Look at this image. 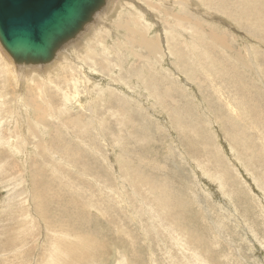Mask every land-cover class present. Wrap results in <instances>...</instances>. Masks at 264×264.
I'll use <instances>...</instances> for the list:
<instances>
[{
  "label": "rangeland",
  "instance_id": "rangeland-1",
  "mask_svg": "<svg viewBox=\"0 0 264 264\" xmlns=\"http://www.w3.org/2000/svg\"><path fill=\"white\" fill-rule=\"evenodd\" d=\"M118 1L79 42L88 65L77 62L103 86L83 100L96 115L72 110L78 125L51 129L52 156L32 145L17 155L0 136V264H264V0H198L205 18L189 12L185 24L203 34L196 47L168 36L175 55L156 65L114 48L122 40L147 56L119 23L141 13L135 2L154 12ZM143 15L152 37L165 32ZM100 50L112 62L88 57ZM27 96L0 90L13 126Z\"/></svg>",
  "mask_w": 264,
  "mask_h": 264
},
{
  "label": "bare ground",
  "instance_id": "bare-ground-1",
  "mask_svg": "<svg viewBox=\"0 0 264 264\" xmlns=\"http://www.w3.org/2000/svg\"><path fill=\"white\" fill-rule=\"evenodd\" d=\"M199 2L200 1L198 0H144V3L147 4L148 7H150L154 11L153 12L154 14L151 11H149L147 7L143 6L140 3L135 2L134 5L130 6L131 12L139 10L142 14L135 13V19H133V21L128 20L124 24L120 22L119 30H124L126 32L138 36L137 40L130 38L127 41L131 40L132 43L137 44L140 49L146 50L147 56L143 55L145 54L143 50L139 51L136 50L135 48H122L123 47L122 40L115 41L114 48L115 49L120 48L126 50L129 52L132 58L134 56L136 58H139L140 61H145L153 65H156L158 61H160L161 59L164 58L169 59L172 55H175V53L173 52L174 49L172 48V42L173 43L175 42L171 40L168 41V36H174V34H179L184 40L183 44L186 49L195 48L198 38L201 37L203 34L202 32H196V30H194L193 28L187 27L185 24L193 23V21L189 17V12L196 15L199 14L200 16L205 18L204 15L205 10H199L194 6V4H197ZM120 5L123 6L125 4L119 2L118 0L117 1L106 0L103 7L93 15L91 21L84 26L82 31L79 32L69 42L62 45L55 52L52 61H50L47 64H43V65L16 64L14 60L6 53L3 47L0 46L3 52L5 51L4 53L11 60L10 61L8 58L6 59L3 56V54L0 52V58L3 60L2 63L0 64V66H3L1 72L2 75L5 76V79L0 78V80L3 82L2 85H0V90L12 91L13 94H18L20 97L24 95L27 96L26 94L27 91L29 93L34 92L35 95L32 98L29 97L28 95L27 99H21L20 102L16 103L15 105L16 109L14 111V118H15L14 124L16 126H13L12 121L8 118L9 116L8 108L6 106L0 105V112H3L2 121L0 123L1 128L4 127V120L6 119L8 121L6 127L2 128L3 130H1L0 128V136L3 135L4 136L3 138L8 139V140L5 139L6 141H4V144L6 146L10 145L11 148L15 151V154L18 155L19 153L22 154L23 152H28L31 145L35 153L36 151L38 152L39 149L43 150V148L46 152H48L49 151L48 141H45V139L47 136L50 135L49 133L51 129H53L54 127H58L65 129L66 131L69 132L68 123L70 127H74L78 125V123L76 122L83 120L82 118L81 119L79 118V120L77 121V114L74 115L72 110L82 109L84 115H89V114L96 115L94 102L91 100L89 104L85 105L83 104L84 103L83 100L89 95L88 93L89 90H92L91 94L95 95L97 94L96 92H98L97 90L103 89V86H101L97 82L89 83V81L92 78L86 75L85 72L86 69L85 65L87 64L88 61L87 59L81 60L82 57L80 56L79 42L94 28V26L97 25L99 20H101V18L109 10L117 9L120 7ZM169 8H173L174 10L170 12ZM181 12L183 14H181ZM143 14H148L150 17L159 18L158 21H156L154 18L153 20L155 24L158 26L164 25L166 29L165 32L156 33L155 34L156 36L152 37L151 36L152 33L151 30L153 28L152 24L148 25V27L143 25L142 23L143 20H146L145 18L146 16ZM204 22L205 20H199V22H196V25L199 26L202 31H205V27L203 26ZM125 37L127 36L125 35ZM98 38L99 36L93 37V39L96 42H98ZM72 46L74 47V49L68 50V48H71ZM93 46L94 45L91 44V47ZM98 47L100 46L98 45ZM66 51L67 53L65 55H62ZM98 52L102 54L101 50ZM92 54H88V57L101 64H104L107 61L112 62L111 58H107L108 56H106V54L104 53L102 54L103 55L102 57H98L96 54L94 57H92ZM77 59L78 61L83 62L82 64L85 69L82 68V66H80V63L77 62ZM73 61L76 62L77 67H74V65L71 63ZM65 62L71 64H69L66 69H61V65ZM121 63L122 64L124 63L123 60H121ZM12 64L14 65L15 69L13 68ZM175 65L176 63H172V66ZM89 67L91 72L96 71L92 66ZM117 76L121 81L122 86L125 82H127L129 88H131L130 82L126 81L123 76H119V75ZM182 85L190 86V84L187 81L182 83ZM47 87L51 88L52 92ZM118 88L122 90L121 86H118ZM136 88H137L136 85H132L131 89L134 90ZM53 90L55 93L53 92ZM43 91H45L46 96H44L43 98L42 96H39L38 98L42 99V101H39L37 95L39 93H43ZM101 92L104 93L105 91H101ZM120 94H123V91ZM5 96L9 101L10 98L6 93ZM57 96L61 97V102H60L61 104L59 105V107L53 106L51 102L52 101L51 97L55 98ZM47 101L51 107H49L46 104ZM75 103H77L76 106H74ZM57 116L58 117L64 116L65 118L63 117L62 118L64 119L65 124L54 125L51 121L53 119H56ZM59 122H62V120L59 119ZM10 134H15V135H12V137H10L11 136ZM29 135L34 138L35 142L32 143L30 141ZM15 139L16 140L22 139L20 145H18V141L16 143ZM40 139H42L43 141L39 142L38 140ZM7 148L9 149V147ZM11 152L13 151L11 150ZM48 153L52 156L54 152L50 153L49 151ZM24 165H26V160ZM180 240H178V238H174L175 244L177 246L179 245ZM197 255L198 254H196V256ZM196 256L195 259L193 260L197 259ZM51 264H56V263L52 261Z\"/></svg>",
  "mask_w": 264,
  "mask_h": 264
},
{
  "label": "water",
  "instance_id": "water-1",
  "mask_svg": "<svg viewBox=\"0 0 264 264\" xmlns=\"http://www.w3.org/2000/svg\"><path fill=\"white\" fill-rule=\"evenodd\" d=\"M105 2L0 0V44L16 64H47Z\"/></svg>",
  "mask_w": 264,
  "mask_h": 264
}]
</instances>
